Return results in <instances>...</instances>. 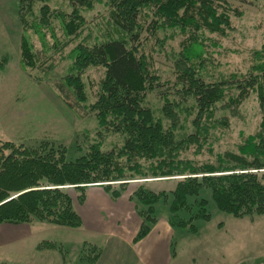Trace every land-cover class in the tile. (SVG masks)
Masks as SVG:
<instances>
[{"label": "trees", "instance_id": "obj_1", "mask_svg": "<svg viewBox=\"0 0 264 264\" xmlns=\"http://www.w3.org/2000/svg\"><path fill=\"white\" fill-rule=\"evenodd\" d=\"M44 1L19 0V10ZM69 1L74 5L87 0ZM106 6L115 35L110 33L109 39L88 50L77 69L84 63L104 66L96 99L88 108L103 129L121 135L122 141L110 148H104L102 141L89 142L80 155L68 158L61 145L41 142L29 147L0 140V225L40 221L78 228L82 218L76 206L84 202L88 186L101 185L112 200H118L134 180H143L127 194L141 219L135 242L161 218L156 213L159 202L167 205L170 227L197 233V222H207L211 215L207 199L200 196L202 189L210 191L220 211L233 217L264 213V171H260L264 169V44L253 51L247 73H233L225 81L209 77L206 68L211 58L203 50L207 42L217 43L215 37L206 36V30L220 35L232 29L230 16L237 15L238 8L231 0H107ZM20 19L24 21L22 16ZM68 25L73 29V21ZM165 26L179 29L173 32L185 36L179 53H174V64L182 63L181 59L184 63L179 67L182 85L174 92L184 103L177 116L168 108L174 105L172 100L163 99L162 116L149 101L151 93L162 94L165 83L152 68L151 54L143 46L154 31ZM20 49L21 66L33 68V45L24 33ZM4 64L0 60V68ZM76 77L66 76L53 88L63 102L78 111L80 105L73 102V107L70 99L75 96L81 102L85 94ZM256 89L262 112L260 126L247 135L238 151L217 153L214 160L186 156L191 148L200 154L203 145H209L217 125L224 124L220 111L233 112ZM170 178L175 184L168 190H154L144 183ZM44 245L55 247L49 240L38 243V247ZM82 250L81 259L90 264L102 253V248L87 242Z\"/></svg>", "mask_w": 264, "mask_h": 264}, {"label": "rangeland", "instance_id": "obj_2", "mask_svg": "<svg viewBox=\"0 0 264 264\" xmlns=\"http://www.w3.org/2000/svg\"><path fill=\"white\" fill-rule=\"evenodd\" d=\"M106 2L87 0L73 5L69 0H46L19 10V0H0V60L5 61L0 68V140L29 147L41 142L61 145L68 158L80 155L89 142L102 141L104 148L121 143L122 136L103 129L97 116L88 108L96 99L104 66L84 63L82 69H77L85 59L84 54L89 55L88 50L111 37L114 29L108 24L111 21ZM231 4L240 11L237 15L231 13L232 29L220 35L206 30V36L215 37L217 43L209 41L203 48L211 58L206 63L209 77L216 80L221 77L220 81L230 79L227 76L233 73H247L253 64V51L264 44V0H231ZM20 16L24 21L20 22ZM70 21H73L71 30L67 27ZM173 31L179 29L161 27L143 46L144 51L151 54L152 68L165 83L161 95L158 92L149 95L151 105L160 109L161 116L164 98L167 102L173 101L174 105L171 103L168 108L175 116L184 104L174 93L182 85L179 67L184 63L181 59L182 63L174 64V56L184 45L185 36ZM23 33L33 45V68L21 66L20 38ZM66 76H78L76 78L83 84L80 89L85 94L84 101L77 102L75 96L70 99L73 107L75 102L80 105L78 111L63 102L53 88ZM220 113L224 124L217 125L209 145L204 144L200 154L191 148L186 153L188 158L214 160L217 153L238 151L247 135L257 132L260 126L262 112L258 90L250 92L233 112L223 109ZM138 181H130L126 195L143 180ZM145 181L154 190H168L175 184L171 178ZM70 194L77 195L74 190ZM200 196L207 199L210 219L197 222V233L172 228L170 252L173 257L167 264H264V213L236 218L215 206L208 189H202ZM156 213L166 220L167 205L156 204ZM28 227L32 233L19 243L21 245L0 250L5 256L4 259L0 257L3 264H90L81 259L85 253L82 250L85 240L102 248L98 260L92 264H139L128 244L115 238L108 242L105 234L84 225L69 228L35 221ZM43 239L56 241L55 247L47 249L44 245L37 249L35 244ZM0 241L4 242V239L0 238ZM13 243L16 241L9 244Z\"/></svg>", "mask_w": 264, "mask_h": 264}, {"label": "crops", "instance_id": "obj_3", "mask_svg": "<svg viewBox=\"0 0 264 264\" xmlns=\"http://www.w3.org/2000/svg\"><path fill=\"white\" fill-rule=\"evenodd\" d=\"M78 207V213L82 218V226L105 234L108 237V242L115 238L118 239V242L128 244L129 250L135 259L137 258L139 264H167L171 262L173 257L172 252H170L172 227L164 218L161 217L145 237L137 242L133 241L141 225V219L135 212L134 205L129 200L128 195L124 194L118 200H112L101 185H90L86 189L84 202ZM28 226L29 224L26 223L0 225V234L5 235H0V238L4 239V242L0 241V250L6 251L7 246L15 249L18 246L17 244L28 239L32 233ZM14 241H16V244H9ZM49 241L54 242V244L56 242L54 240ZM85 241L96 245L91 240ZM62 245L65 246V243L62 242ZM35 247L39 248L38 243L35 244ZM99 247L101 248V246ZM47 249H50V247ZM65 251L68 252V249L65 248ZM0 257L4 259L5 256L0 254ZM3 259H0V264H3Z\"/></svg>", "mask_w": 264, "mask_h": 264}]
</instances>
